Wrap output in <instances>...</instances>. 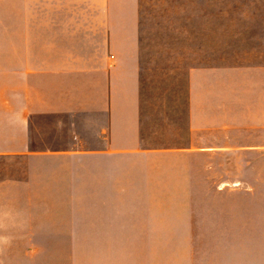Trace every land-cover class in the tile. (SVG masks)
Instances as JSON below:
<instances>
[{
  "label": "crops",
  "instance_id": "1",
  "mask_svg": "<svg viewBox=\"0 0 264 264\" xmlns=\"http://www.w3.org/2000/svg\"><path fill=\"white\" fill-rule=\"evenodd\" d=\"M0 164V264L80 243L65 181L110 213L171 165L189 264H264V0H0Z\"/></svg>",
  "mask_w": 264,
  "mask_h": 264
},
{
  "label": "rangeland",
  "instance_id": "2",
  "mask_svg": "<svg viewBox=\"0 0 264 264\" xmlns=\"http://www.w3.org/2000/svg\"><path fill=\"white\" fill-rule=\"evenodd\" d=\"M19 173L13 164H0L7 179ZM151 176L163 179L122 183L128 187L117 193L127 196L114 197L117 211L110 213L97 211L92 181H65V197L38 199L62 204L63 211L38 213L37 224L68 228L80 243L2 246L6 264H189L190 246L173 237L172 165Z\"/></svg>",
  "mask_w": 264,
  "mask_h": 264
},
{
  "label": "clouds",
  "instance_id": "3",
  "mask_svg": "<svg viewBox=\"0 0 264 264\" xmlns=\"http://www.w3.org/2000/svg\"><path fill=\"white\" fill-rule=\"evenodd\" d=\"M3 239H4L3 237H0V242H3Z\"/></svg>",
  "mask_w": 264,
  "mask_h": 264
}]
</instances>
